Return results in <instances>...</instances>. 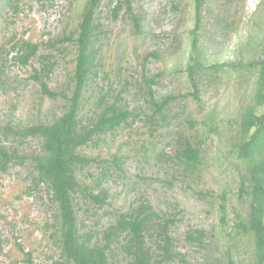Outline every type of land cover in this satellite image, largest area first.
Masks as SVG:
<instances>
[{
    "label": "rangeland",
    "instance_id": "1",
    "mask_svg": "<svg viewBox=\"0 0 264 264\" xmlns=\"http://www.w3.org/2000/svg\"><path fill=\"white\" fill-rule=\"evenodd\" d=\"M87 0H0V144L15 158L6 164L0 157V264H56L60 260L54 239L57 205L47 186L35 181L33 156L41 149L37 137H19V127L49 122L63 112V100L51 99L34 78L44 61L55 62L48 86L62 91L75 65L76 47L54 40L77 28ZM116 1L104 0L98 21L101 27L96 48L101 51L100 73L85 93L83 115L99 96L130 108L144 105L146 84L142 77L158 75L153 90L157 98L185 95L192 90L183 74L189 50V36L195 26L194 0H134L143 15L142 33H135L121 10L114 21L110 9ZM198 31L200 59L205 65L228 60L242 62L259 57L264 42V0H208L201 9ZM21 40L39 44V53L24 64L18 59ZM52 44V45H51ZM159 49L161 57L145 61L148 51ZM44 54V55H41ZM41 55V56H40ZM249 70L231 71L201 84L202 103L189 94L173 104L164 126L152 130L145 113L132 127L111 132L97 144L87 145L83 154L95 158L78 170L82 187L76 198L81 232L93 233L92 242L103 244L104 231L142 202L151 203L166 218L174 219L171 237L184 260L172 258L163 264H222L223 252L237 249V264H250L252 247L248 238L232 230L233 209L242 210L234 194L239 170L230 163L228 145L237 132V110L251 103ZM264 111V106L261 107ZM219 122L220 135H212L200 122L206 117ZM187 118L199 121L195 126ZM181 134L192 144L203 141L200 170L186 169L172 159ZM143 144L145 146H143ZM147 148V151L145 150ZM122 156L121 169L114 155ZM107 168L106 175L102 172ZM101 181V185L98 183ZM107 193L100 202L91 196ZM227 191L229 224L219 221V204ZM104 196V195H102ZM205 229L204 244L192 241L188 233ZM124 236L113 244L110 264H129L121 251ZM154 236L148 246L158 252ZM29 253H32L29 255ZM160 259V256H158Z\"/></svg>",
    "mask_w": 264,
    "mask_h": 264
},
{
    "label": "trees",
    "instance_id": "2",
    "mask_svg": "<svg viewBox=\"0 0 264 264\" xmlns=\"http://www.w3.org/2000/svg\"><path fill=\"white\" fill-rule=\"evenodd\" d=\"M104 0H87L81 12V20L76 29L69 34L54 40L56 44L71 42L76 47L75 65L67 87L60 90L51 89L45 78L51 74L55 62L44 61L48 59L43 56L40 70L36 71L34 78L41 84V91L51 99L63 100V112L49 122H38L36 124L19 127L14 133L19 137H37L41 140V149L33 156V164L37 177L35 181L47 186L52 201L57 205L55 214L54 239L58 240L60 248V260L56 264H110L113 254L112 246L121 236V251L129 257V264H163L172 258L179 257L184 260L174 248L171 237V224L174 219L166 218L162 211L155 209L151 203L142 202L137 208L128 213L119 214L115 224L104 231V243L92 242L93 233L81 232L83 222L79 221L76 209V198L82 187L78 170L82 165L95 161V158L83 154V149L90 144H97L111 132L121 128L132 127L140 118L141 109L145 113L147 121L153 129L164 126L168 120L173 104L179 97L187 98L189 94L198 102L202 103L201 86L205 80H215L221 75L231 71L249 70L253 80L249 85L251 103L244 104L237 110L236 118L237 132L235 139L228 145L230 163L239 170L238 189L234 193L242 210L233 209L232 230L237 235L248 238L252 247V261L250 264H264V42L261 46L260 56L253 57L248 61L228 60L214 62L205 65L200 59L198 31L201 24V9L208 0H194L195 3V26L189 36V50L187 61L183 68L192 90L185 95H164L161 98L155 96L153 84L156 77L143 75L142 80L146 84V100L151 113L145 111V106L138 105L130 108L119 104L116 99H110V93L105 91L95 101L88 113L83 115L85 93L92 81L100 73L101 59L98 55L101 51L96 48L97 31L101 27L98 21L101 13V5ZM115 5L110 9L112 20L116 21L121 10L126 15L135 33H142L143 15L135 10L134 0H113ZM52 45V44H51ZM19 47L18 59L27 64L33 56L39 53V44L31 40H21L14 48ZM44 55V54H41ZM40 55V56H41ZM161 57L159 49L148 51L145 61ZM202 83V84H201ZM191 126L199 121L187 118ZM220 122V121H219ZM213 117H206L200 122L212 135H220L218 124ZM223 138V137H222ZM203 141L192 144L190 139L182 134L176 140L172 159L184 164L185 168L200 170L203 163ZM143 146H145L143 144ZM147 151V148H145ZM0 157L6 164L15 158L9 153L5 145L0 144ZM114 163L121 169L122 156L114 155ZM107 168L102 174L106 175ZM98 185H101L99 181ZM91 196L97 201H104L107 193ZM104 195V196H102ZM219 221L224 226L229 224L227 191L222 194L219 204ZM205 229H196L188 233L192 241L204 244L206 239ZM159 240V251H152L148 242L152 237ZM237 249L228 248L223 252L227 261L222 264H237L234 258ZM32 253H29L31 255ZM160 259H156L159 258Z\"/></svg>",
    "mask_w": 264,
    "mask_h": 264
}]
</instances>
